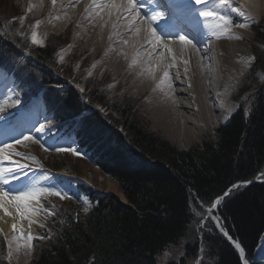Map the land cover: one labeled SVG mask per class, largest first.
Here are the masks:
<instances>
[{
  "label": "trees",
  "instance_id": "1",
  "mask_svg": "<svg viewBox=\"0 0 264 264\" xmlns=\"http://www.w3.org/2000/svg\"><path fill=\"white\" fill-rule=\"evenodd\" d=\"M12 18L6 11L0 16V65L19 81L17 99L26 102L41 90L58 128L76 135L79 145L127 198L59 177L89 194L94 205L82 212L74 198L44 200L52 214L44 239L33 240L31 264H159L166 249L187 238L185 255L168 264H186L199 256L201 247L208 264H243L214 221H207L202 235L191 234L192 224L206 215L204 206L219 196L225 227L240 239L252 264H264L254 257L264 232V78L249 102L216 129V137L177 148L152 131L132 106L116 100L107 104L111 111H105V93L90 87L81 92L63 78L71 70L59 69L62 45L55 36L44 45L31 44L28 38L23 44L19 22ZM253 30L256 40L264 42V27ZM255 56V68L264 72V49L256 48ZM76 121H82L78 135ZM63 168L75 173L74 168ZM237 184L245 186L233 190ZM0 247L4 248L0 264H11L1 229Z\"/></svg>",
  "mask_w": 264,
  "mask_h": 264
},
{
  "label": "rangeland",
  "instance_id": "2",
  "mask_svg": "<svg viewBox=\"0 0 264 264\" xmlns=\"http://www.w3.org/2000/svg\"><path fill=\"white\" fill-rule=\"evenodd\" d=\"M172 1L174 2L173 5L170 4L171 6H169L171 7V9L168 6H166V8L170 9L171 12H174V19L181 17V19H187L189 21L190 17L185 11V4L180 3L183 2V0H180V2L175 0ZM259 2L260 7L257 8L256 4H254V0H247L246 3L244 2V0H226V2H220V0H212V3L208 5L209 9L212 8L213 5H215L216 11L220 15L224 16L228 21V30L232 31V35L242 42L239 45L242 46L246 53L251 52L254 55L256 48L264 49V42L258 41V39L256 40V35L253 30V28L256 26L264 27V0H261ZM23 3L24 2L22 0H0V16H2L4 11L11 14V16L13 14V18L11 20L19 22L18 27L20 31H18V33L22 38L23 44L24 41L27 42V38L31 44H34L32 41V33L35 32L36 37H40L39 34L42 32V30H39L38 23L41 18L37 17L36 15L34 16L31 11L25 10L26 7ZM202 10H204V7L202 8ZM198 19L202 23L205 21L203 17H199ZM128 20H131V16H127V23L129 22ZM214 22L216 21L214 20ZM136 23L131 31L132 35L137 34V29H140V21ZM223 23V21H220V25H223ZM241 24L245 25V27H240ZM201 25L202 24L200 23V26ZM72 28L73 26H71V28H65L61 32L50 30V34L47 33L45 39L41 41V43L39 42L40 44L38 43L35 45H43L48 41V39H50L52 35H55L57 44L62 45V47L58 50L57 62L61 64L59 66V69L71 70L70 73L62 75L63 78L69 80L71 83H74L76 86L82 89L83 92L88 91L90 87L92 89L96 88L102 93H105L107 95V101L102 107L105 111H111V108H109L107 104L113 103L116 100L118 102H124L132 106L133 111L137 112L138 116H140L148 124L149 128L152 131L156 132L161 137L168 140L172 145L179 148L180 146L178 144L172 142L165 136L162 130L163 125L159 122L156 123L154 121V118H152L148 106L149 101L147 102V93H136L135 91H131L126 83L118 82L112 72L108 71L106 73H101L100 71H97V69H94V61L96 60L95 56L92 55L89 50H85L72 45V39H74ZM200 36L201 38L202 36L204 38L203 34H201ZM187 38L193 42L192 45L195 51L200 52V46L203 45L204 47H208L210 56L212 55V57H209V55L207 54L203 56L201 55V52L199 55L200 58H202V60L204 61L203 64H206L205 66L207 67L206 71H203L206 77L204 78L203 75H200V79L198 78V82L200 84V96H202L205 91V98V96L207 97V93H209L210 91L214 92L215 90L221 88V86L222 88L220 90H223L224 87H226V84L225 82H222L223 85L220 83V81H223L224 79L223 77L220 78L219 75V52L216 50L217 46L214 44L215 42H218V39L220 40V38L222 37L217 36L216 38H207L205 40V44L201 40H198L199 42L195 41V38H192L191 36H187ZM200 42H202V44ZM214 46H216V49H214ZM145 51L146 50L142 49L140 51V54H138V56L141 57V59H139V64L145 72L153 75L155 74L156 65L158 64V56L157 54L147 56ZM26 53L28 54V50H26ZM142 63H144V65ZM254 63H251V65L249 66L243 67L242 70L246 71L242 76L240 83L238 84L239 86H237V89L234 88L235 91L232 96H226V100L228 101V105L226 107L230 109L233 104L236 106L234 113L240 109L241 104H244L245 102L247 104V102H249L251 94L258 88L261 81H263L264 72L261 69H256ZM201 76L203 77L201 78ZM0 79V129L4 127L5 131L8 129L10 133L12 132V135L8 140V144L12 145V152L9 153L10 160H3L4 162L2 163L0 160V163L4 168H9V165L7 164H9L8 162L11 161L27 165V167H25L21 171L15 172V175L17 177L16 180H13L11 176V178H7L11 181L12 185L18 186V183L20 182L21 185L35 183L38 186L47 187L53 183V170H64L63 165H65L71 167L72 169H75V174L73 175L76 176L77 180L86 182L98 192L102 194L103 192L109 191L115 192L124 200H127V198H125L124 194L122 193L119 184L115 180H113L106 172H104L103 169L96 165L88 154L82 157H78L77 155L68 151L56 150L57 148H67L69 146L71 140L67 139V137H71V139L75 138L73 136L67 135L68 133L64 132L65 128H58L57 123L54 122L49 115H47L45 104L41 102L42 100H40V98L36 99L33 104L29 105L30 101L35 99L32 97L36 96V94L41 90H38L37 93H32L30 96V98L32 99H30V101H23L21 103V101L19 100L20 103L17 104V96L20 91L16 90V88H18L19 81L17 80L15 75L13 73L10 74L8 71L6 72L3 66H0ZM165 81L168 85L172 83V80L168 77L165 78ZM22 92L23 91H21V93ZM201 93L203 94L201 95ZM37 96L41 95L38 94ZM212 101L214 102V99ZM202 103L204 107H209L206 100H202ZM226 111L227 110L225 109V112ZM13 114H16V116L12 117ZM113 114H115L118 120L121 118V115H119L118 113ZM30 119H32V121L34 120L33 126L28 130L22 128L20 124H22L25 120ZM223 121L224 120H220L219 118H212V128L204 129L200 137L196 139L189 140L185 136H183L184 138H182L181 142L183 145H186V147L180 148L186 149L199 145L204 137H216V129L219 127V125L222 124ZM41 125H45L44 131H37ZM15 129H21V131L23 129L25 135L20 134L16 137L14 133ZM18 133H20V131H18ZM24 136H31L33 137V139L31 141H24ZM15 140H21L22 143L18 145L15 143ZM63 142H65V144ZM4 146L5 143L1 141L0 147ZM72 147L79 148L80 151L83 152V150L79 147V145H77V143L72 144ZM16 153H19L20 155H17ZM68 172L70 173L71 171ZM73 189V192L69 196L76 200L75 204L79 206L82 212H86L85 209L88 210L89 208H91L93 202H91V200L89 199L90 197L87 194H83L81 197L77 196L75 193V186H73ZM77 197H79V199ZM46 199L47 201H55L53 195L48 194H45L40 201H34L36 205L35 207L45 210L40 212L35 211L36 222L35 230L33 233L34 237H43V230L47 228L48 215L52 214L51 211L43 204V201ZM60 199L62 201H66L69 198ZM81 200H83V202H81ZM219 200L220 199L215 200V207L213 206L214 204H212L210 205L211 207L208 208L209 210L206 209V205L204 206L206 215L205 217L198 219L192 224L191 234H195L196 236L202 235L207 221H214L221 232L222 229H226L223 223L222 215L219 214V210L221 207ZM217 201H219V203H217ZM0 229L4 234V237H6V259L11 264H21L20 257H25L26 254V259L28 260V254L26 253V251L29 250V248L26 247V244H24L26 242V237H24L21 232H15L13 228L10 229L9 224L3 225L1 223V220ZM263 236L264 232L254 252L255 259L261 262H264V258L259 256L258 249ZM192 238L193 237L191 236L190 241L192 240ZM188 242L189 238L185 239L180 245L174 246L170 249H166L159 258V264H168L169 261L181 259V257L185 255V246ZM0 249L4 251L3 247H0ZM9 252H11V256H9ZM33 257L34 246L32 258L30 256L28 261L25 260V264H31ZM208 262L209 260L205 257L204 247H201L199 256L196 258H190L186 264H208Z\"/></svg>",
  "mask_w": 264,
  "mask_h": 264
},
{
  "label": "bare ground",
  "instance_id": "3",
  "mask_svg": "<svg viewBox=\"0 0 264 264\" xmlns=\"http://www.w3.org/2000/svg\"><path fill=\"white\" fill-rule=\"evenodd\" d=\"M22 1L26 7L25 10H29L34 16L36 15L41 18L38 27L43 33L39 34V38L36 37L40 43L45 39L46 34L50 30L61 32L65 28L73 26L74 39H72V45L89 50L95 56L94 69H97V71L101 73L112 72L118 82L126 83L131 91L147 93V102L149 101L148 106L152 118H154L156 123L159 122L163 125L162 130L165 136L180 147H186L181 142L182 138H184L183 136L189 140L196 139L200 137L204 129L212 128V118L215 117L216 119L219 118L225 121V117L229 118L234 113L236 106L233 104L230 109L227 108L228 101L226 100V96H232L237 86H239L238 84L246 71L242 70L243 67L251 65L255 61V55L251 52L246 53L242 46L239 45L242 42L236 39L232 35V31L228 30L227 27H220V21L215 20L216 22H214L211 18L203 23L200 21L203 25L200 26V29L204 38L200 36L198 39L204 44L207 38L222 37L220 40L218 39V42L214 43L217 46V49L216 46H214V49L219 52L218 59L220 66L218 71L220 78L223 77L224 79L220 83L225 82L226 84L223 90H220L221 86V88L214 92L210 91L207 93V97L205 96L204 98L205 91L200 96V84L198 81L200 75H203L204 78L206 77L204 72L207 67L205 66L206 64H203L204 61L200 58L198 52L195 51L192 45L193 42L191 44H182L175 35H167L165 31L158 27L159 24H156L157 20L152 24V27L161 35V43L166 40L172 48L171 55L161 46H157L155 51L152 50L145 39V22L143 20L138 19L140 21V33L132 35L131 31L134 26L130 27L129 22H126L127 17L121 16L110 7L111 0H56L55 4L52 3V0ZM175 1L180 2V0ZM259 1L261 0H254L256 8L260 7ZM115 2L120 3L121 0H116ZM140 2L144 5L141 9V16L146 17L151 13L150 11L153 12L154 10L161 11L167 16H165V22L173 19L175 16L173 15L174 12L170 11L171 7L168 6L170 9L165 6L163 7V3L158 0H155L154 3H150L149 0L147 2L140 0ZM186 2L187 0H183L180 3L186 4ZM244 2L246 3L247 0H244ZM197 7L202 9L204 6ZM212 8L216 10L215 5ZM167 23L174 24L175 21ZM179 26L181 27L183 24ZM187 28L191 29L190 25ZM189 35L193 37L192 34ZM202 42L200 43L202 44ZM202 46H200L201 55L205 56L207 54L209 57H212V55L210 56L208 47ZM142 49L146 50L147 56L154 54L158 56V64L153 75L145 72L139 64L141 57L138 54H140ZM162 52L164 53L163 60H161ZM150 53L151 55H149ZM184 61L188 63L185 64ZM144 63L142 64L144 65ZM169 65L174 66L169 67ZM165 70L169 73L168 78L172 80V83L169 85L163 75ZM162 81L163 83H161ZM213 99L214 102L212 101ZM202 100H206L209 107H204ZM225 109L227 110L226 112ZM33 121L32 119L27 120V127H32ZM11 135L12 132L10 133L8 129L6 131L4 127L0 129V141H3L5 145L8 144ZM2 162L4 161L1 160ZM1 163L0 167H2ZM8 163L9 168H13L15 172L21 171V169H17L16 162L11 161ZM5 178L9 179L11 177L6 174ZM19 185H21L20 182L18 183ZM31 203L36 206L34 201H31ZM8 209L11 215L6 214L3 209H0L1 223L3 225L9 224L10 229L15 224V232H21L24 237H27L28 234L34 237L35 211L29 213L27 217L21 218L17 214L15 206L9 205ZM228 234L236 248L242 253L244 264H251L238 238L233 236L230 231H228ZM24 244L29 248L26 251L29 260V257L31 256L32 258L33 255L32 240L28 241L26 239ZM258 254L264 258V236L260 242ZM20 258L21 264H25V260L28 261L26 254L25 257L21 256Z\"/></svg>",
  "mask_w": 264,
  "mask_h": 264
},
{
  "label": "snow or ice",
  "instance_id": "4",
  "mask_svg": "<svg viewBox=\"0 0 264 264\" xmlns=\"http://www.w3.org/2000/svg\"><path fill=\"white\" fill-rule=\"evenodd\" d=\"M150 3H154L155 0H149ZM212 2V0H187L185 4V11L189 15L190 20L189 24L193 31H200V21L199 17H203L205 21L208 19L213 20H219L223 21V25L220 27L226 28L228 26V21L226 18L222 15H220L215 8H208V5ZM220 2H226V0H220ZM52 3L55 4L56 0H52ZM108 6V5H105ZM197 6H204V10H202L200 7ZM110 7L114 9L118 14L121 16L127 17L131 16V20H129L130 27L134 26L135 23L139 20H143L145 22V28L144 31L146 32V42L151 46L152 50L155 51L157 46H161L171 55L172 54V48L168 45V43L162 41V37L160 34L157 33V30L152 27V24L159 20L161 17H163L164 13L161 11L154 10L152 13L148 14L146 17L141 16V9L144 7V5L140 2V0H121L120 3H116L115 0H111ZM175 27L174 25H165L164 31L167 33V35H175L178 37V40L182 44H191L192 41L187 38L185 35H181L180 32L183 31V29H180L179 31H176L173 33L171 29ZM240 27H245V25L241 24ZM140 29H137V32H139ZM215 34V33H214ZM32 41L34 44H38L39 41L36 38V33H32ZM151 55V53L149 54ZM164 59V53H161V60ZM174 59V57H173ZM185 64H187V61H184ZM174 65H169V67H172ZM163 75L165 78L169 76V73L165 70L163 72ZM163 83V81L161 82ZM82 92L83 90L80 89ZM17 104L20 103L19 100L16 101ZM228 117H225V122L227 121ZM82 124V121H76L74 122V128L76 129V134H79V128ZM45 125H41L40 128L37 131H44ZM33 137L31 136H24V141H31ZM55 139V138H53ZM67 139L71 140V143L67 148H57V151H68L71 152L78 157H82L86 155V153L80 151L79 148L72 147V144H76L77 141L75 139H71V137H67ZM16 144H21V140H15ZM7 149V151H5ZM46 150V149H45ZM12 152V145L6 144L4 147H0V160H10L9 153ZM17 155H20L19 153H16ZM17 169H24L27 167L25 164H19L17 162ZM10 175L13 180H16L17 177L15 175V170L13 168H4L0 167V209H3L4 212L8 215H11L9 212L8 206L13 205L15 206V210L17 214L21 218L27 217V215L33 211L40 212L45 211L44 209L35 207L31 201H40L45 194L53 195L60 198H71L69 196V193L72 192L73 189V183L71 181L64 182L59 177H53V183L50 184L47 187L38 186L35 183H29L24 185H12L11 181L5 178V175ZM251 181H249L250 183ZM244 184H237L233 186L234 189H238L241 187H244ZM231 191V190H230ZM228 193H225L227 195ZM79 199V197H77ZM83 202V200H81ZM219 203V201H217ZM215 207V205H213ZM87 211V209H85ZM13 230L16 229V225H12ZM36 237H33L31 234H28L26 239L28 241H31L35 239ZM44 238V237H39ZM30 246V245H29ZM9 256H11V252H9Z\"/></svg>",
  "mask_w": 264,
  "mask_h": 264
},
{
  "label": "water",
  "instance_id": "5",
  "mask_svg": "<svg viewBox=\"0 0 264 264\" xmlns=\"http://www.w3.org/2000/svg\"><path fill=\"white\" fill-rule=\"evenodd\" d=\"M233 245H234V244H233ZM236 249H237V248H236ZM237 250L239 251V253H241L239 249H237ZM241 254H242V253H241Z\"/></svg>",
  "mask_w": 264,
  "mask_h": 264
}]
</instances>
